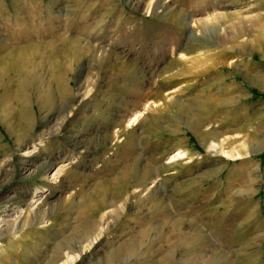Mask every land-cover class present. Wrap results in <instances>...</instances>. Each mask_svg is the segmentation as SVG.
Returning a JSON list of instances; mask_svg holds the SVG:
<instances>
[{"label": "rangeland", "instance_id": "374dc122", "mask_svg": "<svg viewBox=\"0 0 264 264\" xmlns=\"http://www.w3.org/2000/svg\"><path fill=\"white\" fill-rule=\"evenodd\" d=\"M5 13L22 22L0 40L31 38L0 48V264H264V0H0ZM203 137L260 151L224 159ZM180 149L191 161L168 162Z\"/></svg>", "mask_w": 264, "mask_h": 264}, {"label": "bare ground", "instance_id": "6f19581e", "mask_svg": "<svg viewBox=\"0 0 264 264\" xmlns=\"http://www.w3.org/2000/svg\"><path fill=\"white\" fill-rule=\"evenodd\" d=\"M24 2V1H23ZM31 6V5H30ZM30 8V7H29ZM29 8H27L28 9V16H26V17H23L24 18V20H23V22H25V23H28V22H30L31 21V19H32V17L30 16L31 14H30V10H29ZM9 14V13H8ZM22 18H17V16H15V18H14V16H9V15H7L6 13L5 14H3V15H0V26L3 28V29H6V30H12V28H17V27H19V24H20V22H22V20H21ZM217 19V18H216ZM33 20V19H32ZM210 20H212V16H207L206 17V19H205V22L207 23V22H209ZM32 22V21H31ZM1 29V28H0ZM30 34V33H29ZM29 34H25V33H21V32H18V33H16L15 35H14V37H12V36H8V37H5V39H3V40H0V48H2V49H4V48H6V47H8L9 45L10 46H13V45H15L16 43H18V42H21V41H26V40H28V39H30L31 38V36L29 35ZM26 35V36H25ZM1 49V50H2ZM184 55V54H183ZM30 64L27 62L26 64H24L23 65V67H21V69H22V72L24 73V75H25V77L24 78H22V79H18L17 81H16V87L18 88V89H25V88H32L33 87V81H34V79H32L31 77H28V71L30 70ZM20 67V66H19ZM30 74V73H29ZM3 80V74H1V76H0V81H2ZM37 81H38V79H36ZM35 80V81H36ZM11 83V82H10ZM39 83V82H38ZM37 83V84H38ZM35 86H36V84H35ZM8 88V87H7ZM30 91V90H29ZM85 91V90H84ZM145 106H148V105H145ZM67 107V105L66 104H64V105H62V106H60L59 107V113L62 111L63 112V110H65V108ZM18 112V111H17ZM33 112V111H32ZM58 113V112H57ZM19 115H20V118H21V120L24 122V124L27 126L28 124H30V121L31 120H29V117H30V115L31 114H29L28 113V110H26V109H23V110H19ZM29 115V116H28ZM141 115V113H137L136 115H135V117L130 121V125H132V124H134V121L138 118V116H140ZM32 116V115H31ZM50 117V118H49ZM52 116L50 115H48V116H46V118H45V120H48V121H50L52 118H51ZM5 120V119H4ZM7 121V120H6ZM6 121H4V122H6ZM129 124V123H128ZM7 125H8V123H7ZM9 127V126H8ZM25 127V126H24ZM11 129V127H9V130ZM25 129V128H24ZM47 134V133H46ZM206 136V135H205ZM207 137V136H206ZM77 141L75 140V143H76ZM72 143V142H71ZM203 143H204V146L206 147V150H207V152H209L211 155H215V156H219L220 158H224V159H232V160H238V159H244V158H246V157H248V156H250V155H252L253 153H255V152H257V151H260V149H255V147H252L251 149H242V148H237V147H231L230 148V145L229 144H231V141H230V139H229V137L228 138H220V139H210V140H205V138L203 137ZM264 146V145H263ZM35 148H36V146H35V144L32 146V147H29L28 149H26L25 151H24V155H26V154H30V153H32V152H34V150H35ZM264 148V147H263ZM22 157H23V155H22ZM28 157H30V155L29 156H27V157H23L24 159H22V163L21 164H28L30 161H31V159L30 158H28ZM55 157V156H54ZM191 157L192 156H189L188 155V153H187V151H185V150H177L174 154H172L171 156H170V158H169V160H168V162H178V161H181V160H183V159H187V163L188 162H190L191 161ZM60 157L59 156H57V157H55V158H51V159H48V160H46V161H44V165H45V168L46 169H49V168H51L55 163H56V161L59 159ZM43 162V161H42ZM185 162V163H186ZM30 165V164H29ZM42 165V164H41ZM63 165H60L59 166V168L55 171V173H54V175H58V174H60L62 171H63V167H62ZM42 168H43V165H42ZM38 169V168H37ZM36 170V169H35ZM41 169H39V171H40ZM38 171V170H37ZM128 171L126 170V169H124V170H122L121 171V175H122V177H124V178H126L127 176H126V173H127ZM218 172H220V171H218ZM128 175V174H127ZM119 178V177H118ZM204 178V177H203ZM124 180V179H123ZM206 180V179H205ZM117 188V187H116ZM137 190V187L134 189V191H136ZM129 196V195H128ZM204 198V197H203ZM202 198V199H203ZM128 199V198H127ZM126 199V200H127ZM100 200H101V198H100ZM204 200H206V198H204ZM7 201V200H6ZM103 201V200H102ZM16 202H17V200L16 201H14V202H12V205H14V206H17L16 205ZM19 204V203H18ZM9 206V205H8ZM29 211V210H28ZM38 211V210H37ZM41 210H39V212H40ZM44 213V212H43ZM31 214H33V213H31ZM37 214V213H36ZM40 214V213H39ZM44 215V214H43ZM43 215L42 216H40V218H43ZM34 216H36V215H34ZM33 218V217H32ZM31 218V219H32ZM44 219V218H43ZM14 220H16V219H14ZM31 226L32 225V223L31 222H28V220H26L25 221V223H24V226ZM7 226V225H6ZM20 227V226H19ZM22 227V226H21ZM3 229H5V228H3ZM7 229V233H15L17 230H20V228H18V227H16V225H15V222L14 223H11V224H9L8 225V227L6 228ZM101 231V230H100ZM182 232V231H181ZM98 233H101V232H98ZM143 233H146V231L144 230V232ZM3 235V234H2ZM1 234H0V237L2 236ZM98 236L99 235H95L92 239H91V241L89 242V245H92L93 243H95V242H97V239H98ZM1 245V244H0ZM62 248H64V247H62ZM1 249H2V247L0 246V251H1ZM60 250H61V248H60ZM66 252V251H65ZM64 256V257H63ZM78 258V255L77 254H73V253H70V252H66L65 254H62L61 256L59 255V253H57L56 254V256L54 257V259H52V260H50V262H49V264H72L76 259ZM115 259V256H114V254L112 255V256H110L106 261H105V264H114V260Z\"/></svg>", "mask_w": 264, "mask_h": 264}]
</instances>
